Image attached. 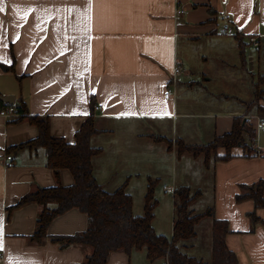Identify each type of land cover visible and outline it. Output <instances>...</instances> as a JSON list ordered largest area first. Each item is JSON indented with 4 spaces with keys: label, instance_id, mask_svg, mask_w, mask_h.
Masks as SVG:
<instances>
[{
    "label": "crops",
    "instance_id": "obj_1",
    "mask_svg": "<svg viewBox=\"0 0 264 264\" xmlns=\"http://www.w3.org/2000/svg\"><path fill=\"white\" fill-rule=\"evenodd\" d=\"M219 17L222 26L217 24ZM225 25L233 37L239 36L240 40L234 37L236 42L256 36L255 47H259L264 36V0H0V95H13L14 103L24 100L29 114L47 116L51 134L68 143H73L74 133L92 113L97 132L90 144L102 149L92 158L94 176L105 190L124 185L130 195L132 178L144 180V188L151 179L146 167L154 163L155 131L169 126L171 135L179 133L182 141L189 138L185 133L191 135L187 145H203L192 138L207 133L212 141L231 130L234 118L244 117L255 131L251 156L235 148L231 159L205 164L203 155L177 154L174 144L165 150L182 160L192 156L183 174H191L194 160L202 177L211 173L214 216L228 224L226 245L240 264H264V247L259 253L250 249L254 239L264 237V224L252 226L248 215L259 208L254 209L251 199L235 200L236 194L245 192L244 186L264 183V144L254 143L256 117L264 118L253 111L258 108L251 107L254 98L245 103L236 97L246 108L221 105L218 111H196L199 95L194 102L186 100L188 92L204 84L184 67L188 55L179 47L217 36L218 31L224 34ZM176 66L181 68L178 73ZM166 91L171 92L169 98L164 97ZM210 96L216 101L221 98L214 92ZM262 101L258 106L263 107ZM212 105L209 102L207 107ZM14 118L0 115V264H82L91 247L61 249L48 239L32 242L41 206L34 202L14 206L37 188L73 182L69 170L56 173L46 166L42 147L6 152L38 135L28 120L10 122ZM197 118L202 123L198 127L192 122ZM244 138L249 143L248 135ZM108 152H114L113 161L111 156V161L106 158ZM131 160L132 173L128 171ZM195 189L199 196L200 186ZM86 228V215L71 208L49 223L47 233L72 235ZM137 251L141 250L113 251L106 264H135L132 254ZM142 252L136 256L137 264H161L149 262Z\"/></svg>",
    "mask_w": 264,
    "mask_h": 264
},
{
    "label": "trees",
    "instance_id": "obj_2",
    "mask_svg": "<svg viewBox=\"0 0 264 264\" xmlns=\"http://www.w3.org/2000/svg\"><path fill=\"white\" fill-rule=\"evenodd\" d=\"M239 39L236 34L234 36ZM13 71V67H10ZM21 79L22 77H17ZM264 98L258 85L254 89V101ZM91 110L94 99H90ZM7 107L15 109L16 116L10 122H20L24 119L35 125L38 135L26 142L6 149L19 150L22 148L45 151L46 166L58 173L61 169L70 171L73 182L64 186L40 187L22 196L14 205L21 206L34 202L41 206L36 220V229L31 235L32 242L41 243L45 239L57 244L63 249L71 245H87L92 252L85 257L82 264H106L109 254L113 251L130 253L132 250H144L149 262L160 261L161 264H208L201 259L188 255L181 248V241L195 235L194 226L203 217L213 216V208L204 213L194 214L190 206L197 198L198 192L193 193L188 186H180L173 191L175 196V219L170 237L155 232L152 226L153 209L156 201L153 198L154 181L148 178V185L144 194L143 214L132 212V197L125 191L124 185L114 191L105 190L96 180L93 173L92 158L101 153V148L91 146L90 139L97 132L92 113L82 122L74 133L73 143H68L63 137L53 136L49 128L47 116L29 114L26 103L18 99L13 104L0 101V110ZM260 112V111H259ZM262 112V111H261ZM262 117L264 118V112ZM255 131L244 117L234 118L229 132L215 137L203 145H187L176 139L177 154L187 152L194 157L204 156L208 164L210 155L214 161H227L234 157L232 150L240 148L244 155L251 156ZM163 139V137H162ZM160 140V139H157ZM171 146V142H170ZM169 146V147H170ZM220 150L222 152H220ZM211 153V154H210ZM245 192L235 196L236 202L251 199L254 209L264 208V183L258 181L250 186H244ZM71 208H77L87 217V228L72 235H49L47 226L58 215ZM254 222L260 219L255 211L248 213ZM264 223V221L262 220ZM212 249L210 264H240L236 254L228 248L225 237L229 233L227 221L213 218L212 220Z\"/></svg>",
    "mask_w": 264,
    "mask_h": 264
},
{
    "label": "rangeland",
    "instance_id": "obj_3",
    "mask_svg": "<svg viewBox=\"0 0 264 264\" xmlns=\"http://www.w3.org/2000/svg\"><path fill=\"white\" fill-rule=\"evenodd\" d=\"M223 23V18L219 17L217 19V24L222 26ZM248 39V36H244L241 43H238L234 40L231 31H227L224 34L218 31L217 36L203 37L194 42H186L184 46H182V44L181 47H179L184 55H188L184 62V67L194 74L193 78H196L204 84V87L201 89L196 87L194 90H191V92H188L189 95L186 99L188 103L191 101L194 102L198 95L201 97V100H197L199 106H195L197 108L195 109L196 111H218V108L221 105L232 106L233 109H236V105L237 107L240 105L239 107L244 109L246 108V105L243 104L241 106V104L236 101V97H238V100L241 99L244 100L245 103H249L254 98V89L256 85H258L259 89L264 94V36L260 37L259 47L250 44ZM221 58L225 61H222ZM205 78H210L211 80L203 82V79ZM210 92L216 93L218 97L221 98L216 101L210 96ZM224 98H227L228 100H223ZM260 100H263L262 102H264V98H261L258 99L256 103H252L253 100L250 104L257 105L258 108L254 107L253 111H258L262 116L263 114L261 113L264 112V103L263 107L258 106ZM209 102H213L215 105L207 107ZM253 105L251 107H253ZM187 121L189 122V120ZM200 121L201 120L197 118L192 122L198 127V125H202ZM181 122L184 124L187 123L185 120H182ZM179 128L178 130H180ZM183 128L185 130L184 125ZM184 130L179 132L181 133ZM156 134L157 137H155L156 142H154L155 151L153 155L154 163L150 167H146V174L154 181L153 198L156 201V206L153 209L154 217L152 220V226L156 233L170 237L175 219L176 199L173 191L176 186L180 187V185L188 184L192 187L190 188L188 186L192 192L196 191V185L200 186V195L197 196L196 200L191 204L190 209L194 214H201L208 208L213 207L212 175L208 172V177H202L200 175L201 166L196 160L192 162L193 164L190 168L191 174H183L182 171L185 166H189V162L193 161L192 156L182 160L181 158H175V156L171 153H167L165 150L166 147L170 146V142L171 145H175V139H181L180 134L171 135L169 126H166L161 130L158 129V131H155V135ZM185 134H187L185 136H188L189 138L191 137L189 133ZM189 138L184 139L183 143H188V140H191ZM192 140L199 144H206L210 142V137L207 133H202L201 135L196 134ZM255 142L256 144H264V126H256V139L254 143ZM249 144L252 145L250 142ZM173 148L176 150V145L173 146ZM113 153L114 152H108L106 158L111 161V156L113 161L114 158H116ZM213 157L214 155L211 154L208 163H211ZM198 159L202 160V157L197 158V160ZM118 163L120 165V160H118ZM130 163L131 168H129L128 171L131 170L130 173H132L135 164L132 160ZM121 170H123L122 173L124 176V174H126L125 167L123 166ZM120 178L121 176L116 178V184L119 182ZM142 181L144 182L141 178H132L128 182V188L132 197V212L135 215L143 214L144 194L146 188L143 187L144 183ZM111 190H113V188ZM255 215L259 217V222L264 224L262 222V220L264 221V208H259L258 213ZM213 218H216L214 212L211 217H203L194 226L195 235L189 239L181 241V248L185 253L201 259L208 264L211 262V227ZM250 219L252 226H254L257 222H254L252 217H250ZM261 227L264 228L263 225ZM257 240L258 241L256 242V239H254V242L250 245V249L259 253L262 246L264 247V237H258ZM139 252H142V250L132 254V262L135 264H137L136 260L139 259L136 258V256L139 255Z\"/></svg>",
    "mask_w": 264,
    "mask_h": 264
},
{
    "label": "built area",
    "instance_id": "obj_4",
    "mask_svg": "<svg viewBox=\"0 0 264 264\" xmlns=\"http://www.w3.org/2000/svg\"><path fill=\"white\" fill-rule=\"evenodd\" d=\"M178 12H181V10H177ZM223 30L224 31H227V30H229V26L228 25H225V26H223ZM249 41H250V43L252 44V45H254V46H257L258 45V41H257V37L256 36H250L249 37ZM174 71L176 72V73H178V72H180L181 71V68L179 67V66H176L175 67V69H174ZM171 94V92L170 91H166L165 93H164V97L165 98H169V95ZM0 115H2V116H4V117H15L16 116V113H15V109L13 108V107H7L6 109H2V110H0ZM256 119H257V125H259V126H264V120L263 119H260L259 117H256ZM8 160H10L11 159V156L10 155H8L7 157H6ZM2 260V253L0 252V261Z\"/></svg>",
    "mask_w": 264,
    "mask_h": 264
},
{
    "label": "water",
    "instance_id": "obj_5",
    "mask_svg": "<svg viewBox=\"0 0 264 264\" xmlns=\"http://www.w3.org/2000/svg\"><path fill=\"white\" fill-rule=\"evenodd\" d=\"M0 101H2L3 103H6V104H13L14 103V96L13 95H0Z\"/></svg>",
    "mask_w": 264,
    "mask_h": 264
}]
</instances>
